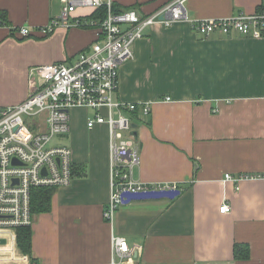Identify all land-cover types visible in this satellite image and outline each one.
<instances>
[{"label":"crops","instance_id":"obj_1","mask_svg":"<svg viewBox=\"0 0 264 264\" xmlns=\"http://www.w3.org/2000/svg\"><path fill=\"white\" fill-rule=\"evenodd\" d=\"M171 1L111 0L117 10L144 15ZM262 5L264 0L185 2L191 20L253 14ZM60 8V0H0L8 22L0 27V108L28 98L32 68L70 62L96 42L88 27L42 35L40 28ZM93 11L78 9L75 18ZM21 27L28 37L19 35ZM132 53L119 67L116 97L152 102L150 115L134 121L140 159L133 179L183 189L173 200L120 205L107 222L108 132L105 126L88 130L93 113L86 110L85 132L97 141L102 134L105 157L86 161L83 146L70 148L72 183L53 191L48 212L34 215L32 256L39 264H264V182L223 181L225 174L264 173V38H202L180 22L150 27ZM71 135L77 138L78 131ZM223 203L229 213H219ZM112 237L125 239L127 256L114 254ZM235 244L248 246L247 259L234 260ZM0 264H30V258L16 246L0 250Z\"/></svg>","mask_w":264,"mask_h":264},{"label":"built area","instance_id":"obj_2","mask_svg":"<svg viewBox=\"0 0 264 264\" xmlns=\"http://www.w3.org/2000/svg\"><path fill=\"white\" fill-rule=\"evenodd\" d=\"M59 14L40 28L50 35L58 28L88 27L95 31L96 42L77 54L70 62L35 66L30 71L28 98L14 106L0 108V250L16 247V230L32 225L31 192L35 188H65L73 179L71 149L49 146L51 140L70 132V111L83 108L93 116L86 128L105 126L108 132L109 174L111 192L103 217L111 222L124 193L176 190L173 186H147L133 179V169L139 162V149L132 125L136 119L147 118L152 102L125 103L117 99L119 67L133 58L132 46L144 37L150 27L169 28L185 22L198 36L212 35L264 38V5L253 14H238L227 18L191 20L186 0H173L150 15L130 8L114 12L111 0H60ZM104 6L101 18H75L78 9L97 10ZM5 26L0 23V27ZM21 37L29 30L21 27ZM170 101V98H165ZM251 180L264 182V173L225 174L224 182ZM230 212L228 204L220 214ZM116 256L129 254L124 238L112 237ZM111 264H114L112 261Z\"/></svg>","mask_w":264,"mask_h":264},{"label":"trees","instance_id":"obj_3","mask_svg":"<svg viewBox=\"0 0 264 264\" xmlns=\"http://www.w3.org/2000/svg\"><path fill=\"white\" fill-rule=\"evenodd\" d=\"M128 9V8H126ZM126 9L117 10L113 7L114 12L124 11ZM105 13V7L102 6L97 10H94L87 18L98 19L101 18ZM0 23L5 26L8 25L6 12L0 11ZM194 169V173L196 172ZM178 189L182 190L183 186L177 185ZM55 188H35L31 192V214L38 215L41 213H46L50 210V203L52 194ZM32 240V229L31 225L26 227H20L16 230V246L19 252L30 258V264H39L38 260L32 256L31 249ZM233 257L234 260H243L249 257V248L247 245L235 244L233 247Z\"/></svg>","mask_w":264,"mask_h":264},{"label":"rangeland","instance_id":"obj_4","mask_svg":"<svg viewBox=\"0 0 264 264\" xmlns=\"http://www.w3.org/2000/svg\"><path fill=\"white\" fill-rule=\"evenodd\" d=\"M88 115L83 108H74L70 111V128L71 131L67 136L58 137L51 140L49 146L53 145H61L67 146L68 148H75L76 143L79 144L80 148H82V155L86 158L92 159L93 157L104 158L105 157V143L102 134L99 136V141L94 139L89 133V131L85 132V117ZM74 131H78L77 138L72 137L71 134ZM84 149V150H83ZM99 162L102 160H98Z\"/></svg>","mask_w":264,"mask_h":264},{"label":"water","instance_id":"obj_5","mask_svg":"<svg viewBox=\"0 0 264 264\" xmlns=\"http://www.w3.org/2000/svg\"><path fill=\"white\" fill-rule=\"evenodd\" d=\"M133 129L136 128V125H132ZM134 139L136 140L137 133L132 132ZM181 193L180 189L176 190H158V191H148L141 193H124L122 195V205L129 204L132 201H143V200H160L168 199L173 200ZM0 245H5V240H0Z\"/></svg>","mask_w":264,"mask_h":264}]
</instances>
